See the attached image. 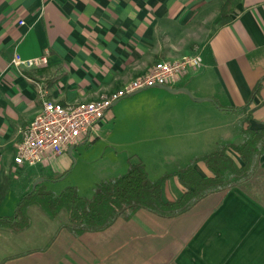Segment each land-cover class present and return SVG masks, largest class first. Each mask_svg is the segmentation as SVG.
<instances>
[{
  "label": "crops",
  "instance_id": "0c3cea01",
  "mask_svg": "<svg viewBox=\"0 0 264 264\" xmlns=\"http://www.w3.org/2000/svg\"><path fill=\"white\" fill-rule=\"evenodd\" d=\"M223 2L0 0V206L19 201L37 183L49 188L53 177L71 166L74 147L32 166L14 162L21 131L43 99H95L145 74L157 61L197 52L203 57L201 68L173 85L178 91L154 85L133 97L138 101L130 124L143 128L141 140L134 142L144 144L133 154L201 156L204 144L240 141L239 120L246 112L251 127L261 128L264 0H240L229 19L220 18ZM45 51V66L11 64L15 52L26 58ZM261 79L245 113L230 108L247 104ZM122 99L111 107L109 121L118 117L115 107ZM229 115L230 122H223ZM154 134L160 135V145L143 137ZM227 153L241 165L233 149ZM195 168L202 176L213 175L202 160ZM165 174L163 198L174 200L186 187L179 169ZM52 230L39 237V245L2 264H264V155L250 179L209 193L180 214L141 208L129 219L120 216L103 230L79 236L59 224Z\"/></svg>",
  "mask_w": 264,
  "mask_h": 264
},
{
  "label": "trees",
  "instance_id": "16d2710c",
  "mask_svg": "<svg viewBox=\"0 0 264 264\" xmlns=\"http://www.w3.org/2000/svg\"><path fill=\"white\" fill-rule=\"evenodd\" d=\"M239 2L240 0H224L220 7V18L229 19ZM262 79L254 87L247 104L230 108L245 113L253 95L258 92ZM226 108L229 109V106ZM250 119V113L246 112L239 120L242 133L240 141L222 144L179 168L186 189L174 200H164L162 195L163 183L169 174L151 179L142 161H130L125 172L97 183L90 196L81 195L74 185L56 192L37 183L20 197L12 215H0V225H11L15 230L29 228L32 221L28 210L31 207H38L54 220L64 216L59 222L60 227L68 229L75 236L87 231L103 230L120 216L129 219L141 208L164 216L180 214L209 193L228 189L253 176L264 155V123L261 128L255 129L251 127ZM228 148L238 154L240 166L227 153ZM200 160L213 175L202 176L197 171L195 165ZM66 172L68 170L63 173Z\"/></svg>",
  "mask_w": 264,
  "mask_h": 264
},
{
  "label": "rangeland",
  "instance_id": "374dc122",
  "mask_svg": "<svg viewBox=\"0 0 264 264\" xmlns=\"http://www.w3.org/2000/svg\"><path fill=\"white\" fill-rule=\"evenodd\" d=\"M141 92L123 98L115 107L118 117L111 119V121L108 120V122L104 121L102 127L99 128L98 135L92 136L88 142L73 148L69 157L71 158V166L68 172L56 174L55 177L58 179L48 185L51 190L59 192L66 186L74 185L81 195L90 196L97 183L123 173L127 170L130 161H142L148 170L149 177L158 179L162 173L164 175L177 170L193 159L190 155H196L194 153L181 154L186 156L181 158H171L168 157L170 154L164 153L133 154L132 149H138L144 145L143 143H135L141 140L143 128L137 125L134 128L130 124L129 116L134 103L136 104L138 101L133 97ZM230 117L231 115L221 119L223 122H230ZM151 120H156V118ZM158 136L160 135L154 134L143 137L146 139L154 138L155 143L153 145H160ZM222 143L224 142L221 140V142L213 144H204L206 150L208 149L207 151L204 150L205 153L217 149ZM140 155V158L137 157ZM9 200L0 206V215L13 214L18 201H14L13 198L12 201ZM28 212L32 221L30 228L15 230L11 225H0V264L12 255L39 245L42 240L39 237L48 235L49 232L53 231L52 228L58 226L59 222L65 218L60 215L63 218L51 219L38 207H31Z\"/></svg>",
  "mask_w": 264,
  "mask_h": 264
},
{
  "label": "built area",
  "instance_id": "2783aa9c",
  "mask_svg": "<svg viewBox=\"0 0 264 264\" xmlns=\"http://www.w3.org/2000/svg\"><path fill=\"white\" fill-rule=\"evenodd\" d=\"M48 63V51L26 58L15 52L11 59V64L18 69L41 67ZM202 64L203 57L198 52L183 55L172 61H157L145 74L95 99L66 103L43 99L39 111L21 131L15 164L32 166L88 142L92 136L98 135L102 123L109 119L111 107L120 99L157 84L173 86L183 74L201 68Z\"/></svg>",
  "mask_w": 264,
  "mask_h": 264
},
{
  "label": "water",
  "instance_id": "95a60500",
  "mask_svg": "<svg viewBox=\"0 0 264 264\" xmlns=\"http://www.w3.org/2000/svg\"><path fill=\"white\" fill-rule=\"evenodd\" d=\"M157 85H159L160 87L166 88V89H168V90H170V91H178V90H179V88H176V87H173V86H168V85H166V84H157ZM146 88H149V87H146ZM146 88H142V89L136 90V91H134V92L131 93V94L138 93V92H140V91H142V90H144V89H146ZM181 89L184 90V91H186V92H189L186 88H181ZM72 148H73V147H70V148H69V152H70V153H71Z\"/></svg>",
  "mask_w": 264,
  "mask_h": 264
}]
</instances>
